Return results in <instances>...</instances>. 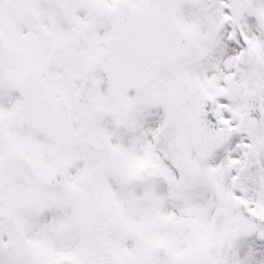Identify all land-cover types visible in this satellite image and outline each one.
I'll list each match as a JSON object with an SVG mask.
<instances>
[{
    "label": "snow or ice",
    "instance_id": "obj_1",
    "mask_svg": "<svg viewBox=\"0 0 264 264\" xmlns=\"http://www.w3.org/2000/svg\"><path fill=\"white\" fill-rule=\"evenodd\" d=\"M0 264H264V0H0Z\"/></svg>",
    "mask_w": 264,
    "mask_h": 264
}]
</instances>
